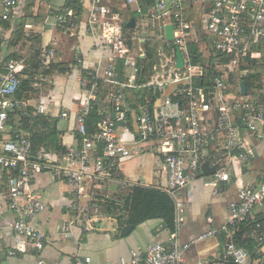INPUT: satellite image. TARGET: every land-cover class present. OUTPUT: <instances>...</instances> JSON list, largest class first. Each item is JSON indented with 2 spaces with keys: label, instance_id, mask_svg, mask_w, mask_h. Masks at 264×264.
<instances>
[{
  "label": "built area",
  "instance_id": "2783aa9c",
  "mask_svg": "<svg viewBox=\"0 0 264 264\" xmlns=\"http://www.w3.org/2000/svg\"><path fill=\"white\" fill-rule=\"evenodd\" d=\"M192 1L155 0L151 4L147 1L141 4L139 0H126L128 6H134L133 10L150 22L159 38H164V26L171 23V43L182 54V67L176 66L174 55L173 61L167 59L166 64H161L160 68L154 66L153 73L148 74L143 72L146 68L143 62L146 52L142 47L145 37L127 35L120 13L111 7L109 0H88L85 31L96 41L97 47L107 49L108 55L102 71L95 66L79 79L86 101L79 107L72 129L78 136L76 144L67 146L62 154L52 158L33 155L27 134L0 140V185L5 186L3 196L12 213L4 226L12 231L14 238L13 249L7 252L9 255L23 254L30 248L41 251L45 247L47 236L34 223L45 208L40 194L31 187L34 174L51 173L76 196L77 200L69 205L73 215L63 226L64 230L79 225L91 231L95 221L110 218L106 211H99L104 206L96 201L92 189L98 182L110 180L108 176L118 170V163L139 151L142 145L153 144L163 156L161 168L167 176L163 190L175 203L176 220L182 202L175 193L196 179L201 172L204 152L216 136L225 138L222 154L228 161L233 158L242 163L254 160L253 148L240 129L244 127L250 135L264 142V131L259 128L260 124L264 125V104L256 101L264 97V74H260V81H255L252 94L246 91V95H242L239 83L246 74L245 58L250 56L264 61V51L261 52L264 48V0L203 1L204 30L212 50L221 58H228L206 64L193 63L187 47L196 22L185 20L182 6ZM17 4L18 0H0V20L9 21ZM53 18L69 32L78 26L73 19L75 12L67 7L53 14ZM202 51L204 57H209V51L205 48ZM43 53L50 61L55 50L44 48ZM0 68V131L5 128L9 114L20 107H26V116L44 114V105L29 109L27 102L15 99L21 80L26 78L25 64L11 58ZM206 76H210L211 89L198 84L205 82ZM30 77L34 88L49 81L48 76L41 73ZM145 88L149 92L144 95V102L133 107L128 90ZM168 89L170 93H165ZM230 94H233L231 101ZM100 102L103 108L99 107ZM94 108L100 119L95 130L89 133L85 119ZM130 121L135 129L134 137L125 142L119 138L116 124ZM227 165L214 162L215 171L208 183L214 191L230 180ZM228 210L229 217L224 225L210 229L197 240L222 233L226 238L224 257L232 264H249L251 251L247 244H253L256 249L264 247V173L257 186L240 184L238 201L230 203ZM241 230H245L243 236L247 237V244L237 242L236 234ZM188 246L172 232L168 245L152 241L142 252L131 250L127 259L114 264H184V251ZM85 262L90 263V258L76 259L73 264ZM38 263L45 264L41 260Z\"/></svg>",
  "mask_w": 264,
  "mask_h": 264
},
{
  "label": "crops",
  "instance_id": "0c3cea01",
  "mask_svg": "<svg viewBox=\"0 0 264 264\" xmlns=\"http://www.w3.org/2000/svg\"><path fill=\"white\" fill-rule=\"evenodd\" d=\"M203 1L193 0L182 6L185 20L196 22L195 31L190 33L188 41H200L202 33H205ZM70 2L73 0H18L8 21V27L0 26L2 38L0 66L6 62L5 58L8 55L29 53L32 42L25 38L37 36L42 52L44 48L45 50L54 48V58L50 61L61 64L64 71L46 75L49 81L36 87L37 92L29 95L26 102L32 109L38 104L44 105L45 113L40 115L57 117V128L60 120L67 121L66 131L58 130L61 132L59 137L65 148L76 144L78 136L72 129L76 113L86 101L85 93L79 87V79L85 77L95 66L102 71L105 57L108 55L107 49L97 47L96 41L85 31L88 0H83V13L76 17L78 26L72 32L55 23L53 14L62 12ZM109 2L111 7L120 13L123 24L128 23L131 18L134 19L133 27H128L126 24L129 28L124 29L127 35L143 36L146 40L152 37L160 39L150 22L137 14L133 10L134 6H128L126 0H109ZM19 25H21V34H18L20 29L17 31ZM233 88L237 89V87ZM138 90H128L133 103L136 100V92L142 89ZM165 93H170V90H166ZM248 94H252V91ZM232 97L233 94H230L229 101ZM256 101L264 104V100ZM99 107L103 108V103L100 102ZM116 126L119 138L125 142L133 139L135 129L132 121L117 123ZM259 128L264 131L263 124H260ZM240 133L247 137L253 148L255 155L253 161L242 163L234 158L228 161L222 154L225 138L218 135L211 147L204 152L203 162L208 161L210 166H213L214 162L219 165L228 164L230 180L219 185L214 191V188L208 184L210 175L201 171L191 184L175 193L182 202V210L178 213L173 232L181 243L189 245L184 251V264H232L224 257L225 235L219 233L200 240H197V237L212 228H220L227 222L228 206L238 201V187L241 183L257 186L261 181L264 173V142L250 135L244 127L240 129ZM17 134L30 136V131L23 128L18 115H13L6 122L5 128L0 131V140L13 139ZM37 154L52 158L60 155L57 150H46L44 147H40ZM218 155L223 156L225 160L216 159ZM162 158L153 144L142 145L139 151L133 152L129 158L118 163L121 176L111 173L108 176L110 180L104 179L96 184L92 190L95 192L96 201L104 206L99 211H107L106 206L110 205L109 200L112 199L118 200L119 206L115 209L117 213L110 214V218H100L95 221L91 231H85L79 225H71L68 230H64L63 226L73 215L69 205L77 200L76 196L51 173L41 172L31 176V187L40 194L45 206L36 216L34 223L45 233L47 239L43 250L36 251L30 248L19 255L7 253L13 249L14 238L12 231L4 226V221L6 218H11L12 213L3 196L6 189L2 183L0 185V264H39L40 260L45 264H73L76 259L84 261L87 257L90 258L88 264H114L120 259H127L131 250L142 252L152 241L168 245L172 232L162 227L160 219L148 220L135 227L125 225L124 221L127 209L124 207L123 199L129 193V187L138 183L160 190L165 187L167 176L161 168ZM126 226H131V229L122 234ZM244 239L247 244V237L244 236ZM247 246L251 251L249 264H264V247L256 249L251 243Z\"/></svg>",
  "mask_w": 264,
  "mask_h": 264
},
{
  "label": "trees",
  "instance_id": "16d2710c",
  "mask_svg": "<svg viewBox=\"0 0 264 264\" xmlns=\"http://www.w3.org/2000/svg\"><path fill=\"white\" fill-rule=\"evenodd\" d=\"M147 1L148 4L153 3L155 0H139L141 4ZM128 7V6H127ZM67 8L72 9L75 12L74 21L78 23L76 17L80 16L83 13V0H73V2L68 3ZM128 9V8H127ZM55 14V13H54ZM127 23H124V29H129L126 26ZM1 27H8V21H1ZM21 34V25L17 31ZM23 34V33H22ZM27 41L32 42V47L29 53L24 55H8L5 60H9L10 57L13 59L21 60L26 66V78L22 79L19 85V88L15 94V99L18 102H25L26 99H29V95L37 92L31 84V75L36 73H41L42 75H52L61 73L64 71L61 64L52 63L47 61V56L44 54L40 45V40L37 36H32L31 38H25ZM2 38L0 35V48H1ZM203 43V44H202ZM211 41L206 35L202 33V39L200 41L189 40L187 43L188 50L191 55L193 63H202L206 64L207 62H212L213 60L227 61V57H220L216 55L211 46ZM143 48L146 52V58L143 60L145 64V69L143 72L148 74L153 73V67L156 66L160 68L161 64H166L167 59H170L169 62L174 60L175 55V45L169 41H166L164 38H148L143 43ZM202 48H205L209 51V57H204ZM220 57V58H219ZM246 74L242 76V80L245 81L247 92H251L254 88V83L260 78V72L264 71V61L260 62L257 58L247 57L245 58ZM1 72V68H0ZM253 72V73H252ZM147 74V75H148ZM205 82L199 81V85L206 86L207 88H212V82L210 76H206ZM142 82H145L142 80ZM149 92L148 88L136 92L135 103H132L133 107H136L138 104L144 102V95ZM157 96H160L158 93ZM174 99L175 96H173ZM259 98L258 102L263 101ZM29 109H31L29 107ZM26 107L18 108L14 112L9 114L8 120L13 117V115H18L20 123L24 129H29L30 131V140L32 142V154L37 155L40 147H44L46 150H57L58 154H62L65 151L61 143V138L59 135L61 132L57 128V117L53 116H44V115H29L26 116ZM100 115L97 111V108H94L85 119V126L87 132L91 133L95 130L96 123L99 121ZM163 159V158H162ZM115 174L121 176L119 170H114ZM130 191L124 196L123 202L125 200V208L127 209V214L125 218V225H131L133 227L139 225L148 220L160 219L162 221V227L169 232H173L176 225V209L175 203L172 197L163 190H160L153 186H144L142 184H134L129 187ZM107 208V213L116 214L117 206H119V201L116 199L109 200ZM124 215V214H123ZM248 230V228H245ZM245 230H241L236 234L237 242L243 244L245 239L243 233Z\"/></svg>",
  "mask_w": 264,
  "mask_h": 264
},
{
  "label": "water",
  "instance_id": "95a60500",
  "mask_svg": "<svg viewBox=\"0 0 264 264\" xmlns=\"http://www.w3.org/2000/svg\"><path fill=\"white\" fill-rule=\"evenodd\" d=\"M128 27H133L134 26V19L131 18L128 23H127ZM164 38L165 40L172 42L173 41V26L171 23H167L164 26ZM175 55H176V66L177 67H182L183 66V60H182V54L181 51L178 47H176L175 49ZM240 91L242 95H246V84L244 80L240 81ZM66 127H67V121L66 120H60L58 122V130L59 131H66ZM201 171L206 174V175H211L214 171L215 168L213 166H210L209 162H203L201 164L200 167ZM131 229V226H126L123 231L122 234L126 233L128 230ZM264 263V260H263Z\"/></svg>",
  "mask_w": 264,
  "mask_h": 264
},
{
  "label": "rangeland",
  "instance_id": "374dc122",
  "mask_svg": "<svg viewBox=\"0 0 264 264\" xmlns=\"http://www.w3.org/2000/svg\"><path fill=\"white\" fill-rule=\"evenodd\" d=\"M134 17H136V15H134ZM264 51V48L261 49V52ZM260 74H264V72H261ZM234 89V88H233ZM231 91H234V90H231ZM228 98H230V95L228 96ZM216 159H219V161H224V157L223 156H216Z\"/></svg>",
  "mask_w": 264,
  "mask_h": 264
}]
</instances>
